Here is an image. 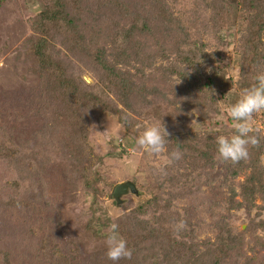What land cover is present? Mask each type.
I'll list each match as a JSON object with an SVG mask.
<instances>
[{"label":"trees","instance_id":"16d2710c","mask_svg":"<svg viewBox=\"0 0 264 264\" xmlns=\"http://www.w3.org/2000/svg\"><path fill=\"white\" fill-rule=\"evenodd\" d=\"M4 1L0 0V5ZM101 1L104 5L118 3L121 11L125 12L129 19L132 18L127 25L120 24L125 29V35L121 32H110L105 20L111 19L108 12L93 7L94 12L86 13V9L80 7L77 0H45V9L38 11L34 19L38 32V36L33 40L35 55L44 71H55L62 75L66 69L64 60L51 51L49 35L53 36L52 39L60 41L66 52L72 53L78 60V84L67 81L66 77L57 81L64 86L65 92L61 93V102L58 101L61 110L64 108L62 117L68 128L58 129L57 134L52 133L51 136L60 138L61 144L64 140L68 141L67 149L62 147L61 158L64 164H68L67 168L70 169L72 164L70 170L78 171V182L85 183L87 187L94 186L95 169L103 162V157L97 154L90 142V135L95 123L104 115H117L120 123L128 130L138 132V135L146 127L153 125L158 118L163 119L166 115L163 114L161 101L170 109L166 121L173 118L187 120V104H191L193 110L198 109L205 115L206 112L212 111V107H206L204 110L202 103L212 105L220 99L230 107L240 98L245 88L256 82L258 67L264 64V0H245L237 12L235 21L244 29L245 35L243 34L235 49H232L233 57L230 54L236 67L240 69L236 83H231L232 80L229 81L223 75L225 57L221 53V37L209 36L204 31L209 13H202L204 10H201V18L198 20L194 13L198 10H194L193 1ZM68 56L66 55L67 59ZM236 57L237 61L234 59ZM203 64L216 67L204 70ZM86 69L93 74L95 83L89 84L82 77V72ZM142 97L147 104L143 111H138L134 102ZM119 104L123 107H119ZM132 112L137 114L136 118L131 115ZM260 112L264 123V110ZM7 115L13 118L12 113ZM15 120L17 124L18 121ZM258 129L256 134L261 138L260 146L250 147L249 158L236 164L217 159L215 143L216 136H230L233 134V128L204 134L168 135L165 147L170 154L177 149L183 154L181 159L174 160V163L177 161L179 170L208 167L226 171L232 176L246 172L244 182L239 183L240 194H246V198L251 200L258 189H262L264 180V130ZM8 153H13L12 147L6 146L0 140V158H10ZM176 163H167L164 166L166 171L164 169L163 174L158 173L156 180L159 182V189H175L176 196L179 197L180 182L173 175ZM41 165L43 169L39 174L45 172L47 179L42 178L41 183L33 186L29 182V173L26 170L21 171L24 187L14 186L15 191L10 196L13 203L19 206H22V198L23 205L31 208L30 212L33 210L35 214H39L38 220L44 221L45 210L40 203L37 208L36 203L41 196L43 198L59 187H56L57 182L52 180L56 177L54 169L49 173L52 162L41 161ZM132 180L135 183L137 181L135 177H132ZM235 190L233 189L234 192ZM2 192L3 190H0V195ZM10 203L12 204L11 200ZM152 205H156L152 220L142 218L140 215L147 211L149 213V206ZM135 209L136 211L123 213L114 220L109 216L106 221L99 218L95 220V229L99 234L104 232V227H110L112 223L118 224V234L126 239L128 247L132 250L130 260L121 259L116 262L107 259L106 252L105 255L101 253V264H232L238 258L244 259L242 264H258L254 256H246L242 251L243 237L235 235L232 229L227 228V222L217 226L218 233L215 238L201 241L199 232L193 229L189 216L173 210L172 199L168 204L162 205L159 195L148 196ZM182 219L187 221V226L177 232L174 225ZM23 222L28 226L30 224L27 219ZM10 232L8 231L9 237L3 239L20 252L22 246L29 248L31 253L26 249L25 253L31 264H53L51 257L55 254L54 250L49 252L48 256L36 250L39 246H36L33 240L23 244L25 241L22 242ZM42 235L45 234L38 233L36 237ZM43 240L46 243L47 238L43 236ZM5 257L0 264H13L8 254ZM89 257L94 256L91 254Z\"/></svg>","mask_w":264,"mask_h":264},{"label":"rangeland","instance_id":"374dc122","mask_svg":"<svg viewBox=\"0 0 264 264\" xmlns=\"http://www.w3.org/2000/svg\"><path fill=\"white\" fill-rule=\"evenodd\" d=\"M77 1L80 7L86 9V13L94 12L93 7L108 12L111 19L105 20L110 32H121L125 35V29L120 24L127 25L132 18L129 19L125 12L121 11L118 3L104 5L101 0ZM178 1H193L194 10H198L194 11L198 20L202 13H209L204 31L209 36L221 37L220 48L225 57L223 75L229 81L232 80L231 83H236L240 69L236 67L230 54L233 57L232 49H235L243 34L245 35L244 29L235 21L237 12L245 0ZM44 9L45 0H5L0 5V140L13 149L12 154L8 153L10 158H0V190H3L0 195V261L6 259L8 254L13 264H31L25 253L26 250L31 253L29 248L22 246L20 252L14 249L9 241L4 240L9 237L8 231H11L10 233L22 242L25 241L23 244L33 240L36 246H39L36 250L48 256L49 252L54 250L55 254L51 257L53 264H101V253L106 252L105 239L110 227H104V232L99 234L95 229V220L99 218L106 221L108 216L114 220L123 213L130 214L136 211L135 208L146 197L159 195L162 205L168 204L172 199L173 210L189 216L193 229L199 232L201 241L215 238L218 233L217 226L227 222V228L232 229L235 235L243 237L242 251L246 256H254L258 264H262L264 180L262 189H258L250 200L246 198V194H240L239 183L244 182L246 172L232 176L226 171L208 167L179 170L176 161L173 175L181 187L180 196L177 197L175 189L157 187V174H163L167 163L175 164L168 148L165 147L159 154H152L140 148L136 143L138 132L128 130L118 121L117 115L110 113L95 123L90 135V142L95 151L103 157V162L95 169V184L87 187L82 181V184L78 182V171L70 170L72 164L70 169L67 168L68 164H64L61 158L62 147L67 149L68 141L64 140L61 144L60 138L51 136L52 133L57 134L58 129L68 128L62 117L64 108L61 110L59 103L61 93L65 92L64 86L57 81L66 77L67 81L78 84V60L72 53L66 52L60 41L52 39L53 36L49 35L51 51L64 60L66 69L59 75L55 71H44L43 67L39 66L33 44V40L38 36L34 19L38 11ZM201 10L204 11L201 13ZM66 55H69L68 59ZM234 59L237 61V57ZM202 67L207 70L208 67L216 66L203 64ZM261 72H264V64L258 67V74ZM82 77L89 84L96 81L87 69L82 72ZM144 94L145 92L141 96ZM143 98L134 102L138 111H143L146 107L147 101ZM161 104L163 114L166 115L163 119L158 118L153 125L159 126L162 123L169 135L219 132L233 128L236 123L228 115L229 106L223 104L220 99L212 105L202 103L204 110L206 107H212V111L206 112L205 115L198 109L193 110L191 104H187V120L170 118L171 120L166 121L170 109L163 101ZM119 107L123 106L119 104ZM7 113H12L13 118L8 117ZM261 114L262 112L253 115L254 129L264 130ZM131 115L135 118L137 116L133 112ZM41 161L52 162L49 173L54 169L56 177L52 180H55L56 187H59L58 190L53 189L51 194H46L43 198L41 196L36 203L37 208L40 203L45 210V217H42L45 222L38 220L40 215L35 214L33 210L30 212L31 208L23 205L22 198V206H19L13 203L10 196L15 191L14 186L24 187L21 171L26 170L29 173V182L33 186L41 183L42 178L47 179L45 172L39 174L43 169ZM262 164L264 166V155ZM132 177L137 180L139 194L124 195L122 203L118 205L113 195L115 187L121 182L132 180ZM233 189H236L235 192ZM155 207L156 205L149 206V213L147 211L140 216L152 220ZM23 219L25 222L27 219L29 226ZM38 233L45 235L36 237ZM43 236L47 238L46 243ZM91 254L94 257L90 258ZM40 259L45 262L43 257ZM243 260L238 258L232 264H242Z\"/></svg>","mask_w":264,"mask_h":264},{"label":"clouds","instance_id":"9594fccd","mask_svg":"<svg viewBox=\"0 0 264 264\" xmlns=\"http://www.w3.org/2000/svg\"><path fill=\"white\" fill-rule=\"evenodd\" d=\"M255 81L250 87L243 90L240 98L228 109V115L236 121L233 124V134L230 136L218 135L215 138L217 159L222 162L236 164L242 160L246 161L250 155L249 148L260 146L261 138L256 134L259 129H254L252 118L255 113L264 110V72L257 74ZM168 135L169 133L162 123L159 126L152 125L145 128L136 143L145 151L159 154L165 149ZM182 155L177 149L171 153V158L179 160ZM138 194L136 195L138 196ZM186 226L187 221L182 219L174 225V230L178 232L185 229ZM118 227V224L112 223L105 239L106 257L114 262L132 258V250L128 247L126 239L118 234Z\"/></svg>","mask_w":264,"mask_h":264},{"label":"water","instance_id":"95a60500","mask_svg":"<svg viewBox=\"0 0 264 264\" xmlns=\"http://www.w3.org/2000/svg\"><path fill=\"white\" fill-rule=\"evenodd\" d=\"M129 193H134V194H138L139 190L136 186V184L131 181V180H127L124 182L119 183L114 190V198L116 200V203L119 205L122 203L123 201V196L127 195Z\"/></svg>","mask_w":264,"mask_h":264}]
</instances>
